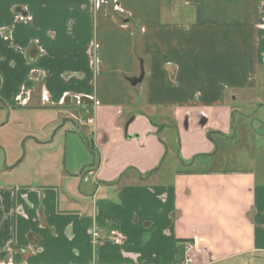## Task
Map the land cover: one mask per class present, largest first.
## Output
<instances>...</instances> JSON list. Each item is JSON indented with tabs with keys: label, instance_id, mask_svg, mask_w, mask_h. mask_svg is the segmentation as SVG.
Listing matches in <instances>:
<instances>
[{
	"label": "crops",
	"instance_id": "obj_1",
	"mask_svg": "<svg viewBox=\"0 0 264 264\" xmlns=\"http://www.w3.org/2000/svg\"><path fill=\"white\" fill-rule=\"evenodd\" d=\"M261 18L264 0H0V114L56 111L96 152L65 136L47 184L4 154L0 264L263 259L264 170L217 159L231 102L264 92Z\"/></svg>",
	"mask_w": 264,
	"mask_h": 264
},
{
	"label": "rangeland",
	"instance_id": "obj_2",
	"mask_svg": "<svg viewBox=\"0 0 264 264\" xmlns=\"http://www.w3.org/2000/svg\"><path fill=\"white\" fill-rule=\"evenodd\" d=\"M259 25L264 29V18H261ZM137 35L135 33L136 37ZM138 63L140 69V62ZM248 94L241 93L238 95V100L231 102L235 113L232 136L227 140H219L222 149L217 159L221 160L219 162L222 167L228 169L255 167L258 176H261L259 170H264V92L257 90V92ZM46 110H20L23 111L22 114L13 111L8 116L5 113L0 114V122H2L0 124V167L4 166L7 157V164L12 165L14 170L20 169V179L25 182L34 183L32 180L34 178L40 183H51V179L42 178L57 175V172L48 174L47 164L40 163V160L43 158L48 160L52 153L61 154L65 150L67 139L65 136L85 134L86 139L91 140L92 138L86 127L84 132L80 129L78 132L72 120L63 122L65 115ZM165 112V110L156 109L159 115ZM86 141L84 143L80 140L77 144L83 151L90 153ZM70 145L72 147V144ZM173 160L174 154L170 152L169 161L165 165L170 163L173 165ZM14 178L18 179L16 172ZM63 186L66 185L63 184ZM242 264H264V258L250 261L247 259V262Z\"/></svg>",
	"mask_w": 264,
	"mask_h": 264
},
{
	"label": "water",
	"instance_id": "obj_3",
	"mask_svg": "<svg viewBox=\"0 0 264 264\" xmlns=\"http://www.w3.org/2000/svg\"><path fill=\"white\" fill-rule=\"evenodd\" d=\"M144 77V69H143V65L142 62H140V71H139V75L138 76H132V77H128L127 80L131 85H136L137 83L141 82L142 79ZM68 119L65 118L63 120V122ZM207 136L210 138V133L207 134Z\"/></svg>",
	"mask_w": 264,
	"mask_h": 264
},
{
	"label": "trees",
	"instance_id": "obj_4",
	"mask_svg": "<svg viewBox=\"0 0 264 264\" xmlns=\"http://www.w3.org/2000/svg\"><path fill=\"white\" fill-rule=\"evenodd\" d=\"M86 143H87V145H88V147L90 148V152L92 153V155H95V148H94V146H93V144H92V141L91 140H87L86 141ZM94 161V160H93ZM93 163V162H92ZM92 165V164H91Z\"/></svg>",
	"mask_w": 264,
	"mask_h": 264
}]
</instances>
